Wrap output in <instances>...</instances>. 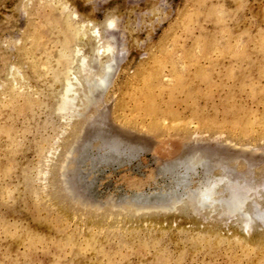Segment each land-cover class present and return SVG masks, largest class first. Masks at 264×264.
I'll use <instances>...</instances> for the list:
<instances>
[{"label": "rangeland", "instance_id": "rangeland-1", "mask_svg": "<svg viewBox=\"0 0 264 264\" xmlns=\"http://www.w3.org/2000/svg\"><path fill=\"white\" fill-rule=\"evenodd\" d=\"M74 47L113 67L65 119ZM214 177L264 181V0H0V264H264V226L148 209Z\"/></svg>", "mask_w": 264, "mask_h": 264}, {"label": "bare ground", "instance_id": "bare-ground-1", "mask_svg": "<svg viewBox=\"0 0 264 264\" xmlns=\"http://www.w3.org/2000/svg\"><path fill=\"white\" fill-rule=\"evenodd\" d=\"M96 32L93 29L90 34L95 35ZM96 35L98 36V34ZM74 48L72 57L75 58V64L70 68L64 84L58 89V98L54 110V112H58L57 116L61 114L65 119L78 115L81 108L92 101L95 93L104 90L110 70L113 67V59L105 62L99 60L98 65H96L98 68L94 69L86 64V57L83 53L81 54V50L77 47ZM96 51L101 55V48L96 49ZM12 70L14 67L11 66L7 77L14 81L15 76ZM193 157H198V154H194ZM225 180L224 177L207 179L199 188L188 190L181 195L171 194L165 203L148 209H155L154 211L158 214H170L175 213L178 207L183 206L186 216L204 214L208 218H221L226 221L227 225L235 224L234 226L242 234L249 233L252 225L264 226V206L261 205L264 200V181L260 184H246L240 188L231 187L225 194L216 193V187ZM232 182L234 181L232 180ZM147 200H149L148 197H142L139 203L143 204ZM142 204L135 205L137 210H144V208L139 207Z\"/></svg>", "mask_w": 264, "mask_h": 264}]
</instances>
